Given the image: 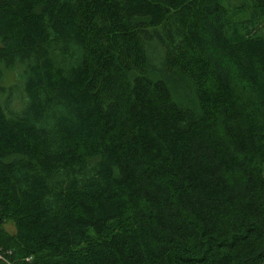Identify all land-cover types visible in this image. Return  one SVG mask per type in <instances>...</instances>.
<instances>
[{
  "label": "trees",
  "instance_id": "1",
  "mask_svg": "<svg viewBox=\"0 0 264 264\" xmlns=\"http://www.w3.org/2000/svg\"><path fill=\"white\" fill-rule=\"evenodd\" d=\"M0 256L264 264V0H0Z\"/></svg>",
  "mask_w": 264,
  "mask_h": 264
},
{
  "label": "rangeland",
  "instance_id": "2",
  "mask_svg": "<svg viewBox=\"0 0 264 264\" xmlns=\"http://www.w3.org/2000/svg\"><path fill=\"white\" fill-rule=\"evenodd\" d=\"M3 228L5 229L6 232H8L10 234H14V232H15L14 224L12 222H6L3 225Z\"/></svg>",
  "mask_w": 264,
  "mask_h": 264
},
{
  "label": "built area",
  "instance_id": "3",
  "mask_svg": "<svg viewBox=\"0 0 264 264\" xmlns=\"http://www.w3.org/2000/svg\"><path fill=\"white\" fill-rule=\"evenodd\" d=\"M0 259H1V256H0Z\"/></svg>",
  "mask_w": 264,
  "mask_h": 264
}]
</instances>
